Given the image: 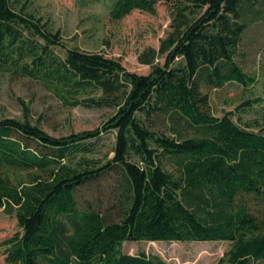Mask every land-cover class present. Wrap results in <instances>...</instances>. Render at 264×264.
I'll return each instance as SVG.
<instances>
[{"label":"trees","instance_id":"1","mask_svg":"<svg viewBox=\"0 0 264 264\" xmlns=\"http://www.w3.org/2000/svg\"><path fill=\"white\" fill-rule=\"evenodd\" d=\"M19 2L0 0L3 63L25 60L23 73L70 104L114 112L95 128L60 136L0 116V208L20 226L4 242L5 263L169 264L127 253L123 243L228 240L216 264H262L264 132L242 126L234 111L215 114L211 92L258 80L236 56L249 25L264 20V0H113V19L169 4L170 30L138 56L148 73L101 51L72 47L60 56L52 48L64 45L60 30ZM158 119L170 133L153 128ZM112 130L114 155L103 162L91 154L93 139ZM112 171L120 178L119 219L77 198L81 186Z\"/></svg>","mask_w":264,"mask_h":264},{"label":"rangeland","instance_id":"2","mask_svg":"<svg viewBox=\"0 0 264 264\" xmlns=\"http://www.w3.org/2000/svg\"><path fill=\"white\" fill-rule=\"evenodd\" d=\"M113 0H20L26 10L48 22L52 30H60L64 45L52 46L64 57L68 48L79 47L88 51H101L121 59L130 70L148 73L149 64L139 61V53L148 46L159 47L160 38L170 30L169 4L159 2L155 13L135 9L121 19H113L109 13ZM41 41V40H40ZM237 60L258 80L249 87L230 82L211 92L213 112L223 115L234 111L233 118L244 127L264 132V20L252 22L242 38ZM3 63L0 59V116L29 119L52 135L95 128L114 112L109 106L87 107L72 105L42 79L22 72L21 65ZM29 65L33 62L28 59ZM260 98L259 102L237 106L245 100ZM165 120L154 121V129L170 133ZM116 131H108L99 139H93L91 154L105 162L114 155ZM133 159L137 160L136 157ZM166 169L178 173L177 165L164 158ZM118 174L109 172L91 180L77 191L82 207L94 206L112 219L121 215L120 180ZM20 230L18 218L0 208V264L5 263L4 242ZM228 240L216 241H125L127 253L158 255L169 264H216L230 249ZM259 261H255L257 264ZM264 264V260L260 261Z\"/></svg>","mask_w":264,"mask_h":264}]
</instances>
